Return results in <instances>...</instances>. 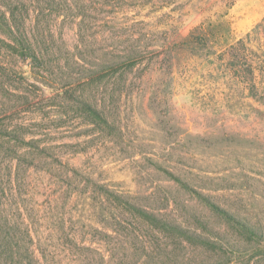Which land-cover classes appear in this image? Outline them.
<instances>
[{"label":"rangeland","instance_id":"374dc122","mask_svg":"<svg viewBox=\"0 0 264 264\" xmlns=\"http://www.w3.org/2000/svg\"><path fill=\"white\" fill-rule=\"evenodd\" d=\"M76 1L69 15L91 19L98 38L79 63L39 67L0 33V127L34 141L20 144L34 165L16 191L36 215L37 255L45 264H264V241L246 230L264 234V0ZM71 15L54 31L66 51L78 44ZM201 25L209 43L177 46L174 62V46L143 50L133 70L85 82L110 57L113 28L178 45ZM85 100L108 125L93 122Z\"/></svg>","mask_w":264,"mask_h":264},{"label":"trees","instance_id":"16d2710c","mask_svg":"<svg viewBox=\"0 0 264 264\" xmlns=\"http://www.w3.org/2000/svg\"><path fill=\"white\" fill-rule=\"evenodd\" d=\"M91 5L92 2L88 7ZM95 6L101 7L104 6V3L97 1ZM81 7L82 3L76 0H0V33H3L10 40L12 43L10 47L17 53L19 52L24 61L31 60L34 65L37 64L42 68L47 66V59L56 61L62 67L70 66L72 63H79L81 59L92 54V52H96L98 48L95 45L98 38L92 32V20L80 17L81 15H78V18L77 15L71 14V20L75 23L74 27L77 26L78 33L76 50L66 51L58 46L54 31L61 25L57 24V20L60 18L68 19L70 17L68 11L77 12ZM203 26L195 28L178 45L171 43L169 39L157 43L152 36L151 39L140 36L135 40L133 32L115 31L113 28V32H110L103 41L105 43L111 42L114 47L110 57L102 58L103 66L100 71L97 70L88 74L85 77L87 78L85 82L106 78L108 71H116L117 74L120 70H133L137 61L141 60L143 50L155 51L162 47L165 48V46H174L175 50L172 53L175 57L169 58L174 62L177 59L176 54L180 49H183L177 48V46H184L195 51L197 45L207 41L209 43L210 39L206 40L209 35L208 29ZM256 30L257 35L264 31V19L256 25ZM244 41V39L237 41L236 44L232 45L233 49H241ZM166 50L172 51L173 49L166 47ZM239 73L241 75L237 74L238 78L242 79L244 72ZM3 74L9 76L7 72ZM82 106L83 110L95 120L93 122H98L95 123L96 125L109 124L94 104L85 100ZM3 108L0 104V112L6 111ZM19 136L17 128L10 130L8 127H0V264H45L44 259H48L47 255L43 254V259L37 255L35 231L33 233L31 226L32 223L36 224V215L30 209H26V212L21 210L22 208L18 203L23 195L18 193L16 189L22 186L25 181V177L21 175V169L26 171L34 165L33 161L25 160L27 156L23 152H26V148L24 149L20 145L22 143L32 145L34 141L25 143V139ZM19 141L21 142L18 143ZM165 172L180 185L190 188L183 179L172 171L166 170ZM11 202L16 203L17 206L8 207ZM246 230L249 235L262 238L264 241L262 232L249 227H246ZM42 251L43 253L46 252L45 249ZM46 264L50 263L47 261Z\"/></svg>","mask_w":264,"mask_h":264}]
</instances>
